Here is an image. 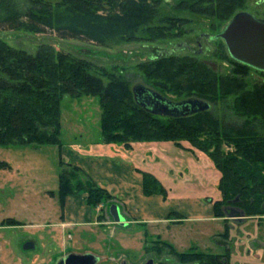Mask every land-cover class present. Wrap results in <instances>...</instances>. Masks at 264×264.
<instances>
[{"label":"rangeland","instance_id":"obj_1","mask_svg":"<svg viewBox=\"0 0 264 264\" xmlns=\"http://www.w3.org/2000/svg\"><path fill=\"white\" fill-rule=\"evenodd\" d=\"M194 1L159 0V19L153 24L154 28L159 29L152 31L153 27L144 28L133 40L120 39L98 45L78 39H60L51 31L35 34L6 31L0 27V41L6 47L32 54L42 47H50L55 55L65 60L68 68L78 65L80 68L76 71L89 72L105 83L113 77H119L127 81L131 88L142 84L172 101L197 96L179 84L177 79L172 80V76L176 75L179 80L187 82L188 73L195 74L193 71L174 66L166 69L156 62L161 54L166 58L165 52L170 50L175 51L172 56L176 58H197L214 72L218 80L227 77L244 80V91L252 92L257 86L264 87V72L240 68L229 58L222 40H202L203 52L196 57L189 54L185 46L177 48L187 43L198 51L196 41L201 34L215 38L229 22L217 19L209 21L193 14L191 7ZM259 1L243 0V7L237 12H249L264 19V1ZM164 18L180 21L160 23ZM74 72L72 76L77 77ZM206 78L199 75L195 82L207 87L209 82ZM235 93L217 100V104L209 102L211 108L220 116L231 114L227 109L240 101L237 97L240 92ZM248 100H243L241 104L248 102L252 107L264 109V93L251 95ZM113 110L114 107L111 108ZM117 111L120 112L119 109L113 111L116 116ZM103 112V104L98 96L64 95L61 146L0 147V264H59L62 257L70 254H92L97 258L96 264H145L151 259L155 264H177L176 258L170 256L166 248L160 249L162 257L157 256L161 246L152 243L158 240L179 253L196 249L203 254L227 255L229 264H264V214L248 217L238 223L236 219L243 210L235 207L233 212L227 213L231 215L228 218L215 217L213 204L221 200L219 184L222 175L209 154L193 147L187 139L178 138L179 146L172 140L131 141L128 145L131 147L109 145L116 146L118 150L131 151L133 146L141 144L140 151L138 146L129 155L140 169L156 178L166 191V197L158 195L160 204L151 203L139 208L141 216H144L145 207L157 217L165 216L164 212L167 214V211L170 215L180 212L190 217L189 220L177 225L160 221L158 225L116 224L108 213L111 202L107 203L104 198L96 208L100 214V226L83 225L67 229L63 235L59 233V228L48 227V222L58 221L57 218L63 214L59 200L60 162L76 166L70 163L79 161L75 160L78 155L74 158L75 151L97 153L102 149L105 144L101 128ZM231 116L236 118L234 114ZM162 122L166 123V120ZM198 138L207 144L209 137L204 134ZM222 150L225 154L233 155L236 148L224 144ZM63 169L72 172L68 167ZM95 169L93 165L92 174L95 178L106 177L105 168ZM123 175H120V182L114 186L116 189L123 186ZM84 195L88 198L86 191H81L77 197L81 199ZM163 200L166 201L163 203ZM111 201L121 209L120 202L115 199ZM72 208L77 209L76 205ZM212 213L214 219L210 218ZM90 214H93V220H97V212L92 210ZM8 220L16 223H9ZM30 242L36 245L25 248ZM146 245L150 246V253Z\"/></svg>","mask_w":264,"mask_h":264},{"label":"trees","instance_id":"obj_2","mask_svg":"<svg viewBox=\"0 0 264 264\" xmlns=\"http://www.w3.org/2000/svg\"><path fill=\"white\" fill-rule=\"evenodd\" d=\"M158 4L159 0H0V27L6 31L35 34L51 31L60 39L105 45L120 39L133 40L140 30L153 27L159 19ZM192 4L193 14L209 21L225 22L243 7V0H195ZM174 20L180 21L164 18L160 23L168 24ZM229 58L243 70H253L234 61L230 55ZM156 62L166 69L174 66L193 71L195 74L188 73L187 82L179 80L176 75L172 80L177 79L179 84L197 96L194 98L207 103L217 104V100L240 92L237 96L240 101L227 109L236 118L227 113L220 116L212 108L181 118L155 116L138 106L132 88L119 77L105 83L89 72L76 71L80 68L78 65L68 68L65 60L55 55L50 47H42L32 54L6 47L0 41V147L61 146L63 96L95 95L103 104L101 128L106 144L128 146L131 141L172 140L179 146L178 138L187 139L193 147L209 154L222 175L219 184L221 200L213 204L214 216L225 218L228 205L239 207L247 217L263 215L264 109L252 107L248 102L241 103L248 98L250 101L251 95L264 93V87L257 86L252 92L244 91V80L232 77L218 80L214 72L197 58L167 55L166 58L160 56ZM72 71L77 77L72 76ZM199 75L207 77V87L195 82ZM112 107L115 112L119 109V115H114ZM164 119L166 123L162 122ZM204 134L209 137L207 144L198 138ZM224 144L235 146L233 155L223 152ZM60 167L59 200L62 210L66 198L81 191L88 194L86 203L91 208L96 209L104 198L107 203L111 202L108 206L114 204L111 194L96 185L80 168L67 166L62 161ZM65 167L72 172H66ZM142 176L145 196L166 197V191L156 178L145 172ZM169 217L181 219L178 214ZM7 222L16 223L14 220ZM156 244L161 246L157 256L162 257L160 249L166 248L169 255L176 258L177 264H229L227 255L203 254L196 249L179 253L159 240L152 243ZM146 248L150 253V246Z\"/></svg>","mask_w":264,"mask_h":264},{"label":"crops","instance_id":"obj_3","mask_svg":"<svg viewBox=\"0 0 264 264\" xmlns=\"http://www.w3.org/2000/svg\"><path fill=\"white\" fill-rule=\"evenodd\" d=\"M138 146L140 147V151L142 149L141 144L133 146L131 151H125L124 149L118 150L116 146H111L105 143L103 144L102 149H100L97 153L94 151H90L88 153H78L75 151L74 158H77L78 155V158L75 160L79 161H70V163L76 165L82 171L84 170V172L96 185L107 190L116 201L121 203V212L126 219V223H135L138 225H158L159 223L157 222L160 221L161 223L168 222L177 225L182 224L185 220H189L190 217L181 214L180 212L175 214H178L181 219H178V217H168L170 215L168 214V211V216L164 212L165 216L160 215L161 217H157L154 213L146 210L145 207V213H142L144 216L140 215L139 212L143 206L150 205L151 203L152 205L155 203L160 204V197L158 195L147 197L143 193L142 173L145 171L140 169L134 159H132L129 155V153H134L136 149H138ZM93 165L96 167L95 170L98 168H105L106 177H101V179L95 178L92 174ZM120 175H123L121 181V185L123 186L116 189L114 186H117V183L120 182ZM122 195L123 197L119 199L118 197H121ZM77 196L78 195H70L66 198L63 214L57 218L58 221H53V223L48 222V227L59 228V233L63 235L67 229H76L83 225L100 226V221L98 219L100 214L98 210L87 205V196L84 195L81 199ZM165 201L166 200H163L162 202L164 203ZM74 205H76L77 209L72 208ZM137 205H140V207ZM92 210L97 212V220H93V214H90ZM210 218L214 219L213 213ZM64 238L65 237L63 236V240ZM30 243L34 246L36 245L34 242Z\"/></svg>","mask_w":264,"mask_h":264},{"label":"water","instance_id":"obj_4","mask_svg":"<svg viewBox=\"0 0 264 264\" xmlns=\"http://www.w3.org/2000/svg\"><path fill=\"white\" fill-rule=\"evenodd\" d=\"M260 0L259 2H263ZM224 41L230 57L239 63L249 66L257 71L264 72V19H260L249 12L235 14L222 32L216 36ZM135 102L147 113L167 118L187 117L199 112L208 111L211 105L200 99H190L181 102H173L164 95L142 84L132 87ZM238 201V198L236 199ZM238 223L247 220L244 211H240ZM108 213L114 223L126 224L118 204L110 205ZM226 213V212H225ZM229 214L226 213V218ZM28 243L25 248H33ZM97 258L92 254H70L59 264H96ZM145 264H155L151 259Z\"/></svg>","mask_w":264,"mask_h":264},{"label":"flooded vegetation","instance_id":"obj_5","mask_svg":"<svg viewBox=\"0 0 264 264\" xmlns=\"http://www.w3.org/2000/svg\"><path fill=\"white\" fill-rule=\"evenodd\" d=\"M202 40L215 41V40H221V39H217L216 37L214 38V36H210L209 34H201V36H200V37L197 39V41H196V45H197V47H198V51H196L195 49L191 48L187 43H183L182 45H178L177 48L180 47V46H185V47L187 48L189 54H191V55H193V56L196 57V56L202 54V52H203ZM222 41H223V40H222ZM223 42H224V41H223ZM174 52H175L174 50L166 51V52H165V55H172ZM160 56H162V54H161ZM148 88H149V87H148ZM152 90H153V89H152ZM154 91H155V90H154ZM165 97H166V96H165ZM190 99H196V98L192 97V98H188V99H185V100H190ZM169 100H170V99H169ZM185 100H182V101H185ZM171 101H172V100H171ZM173 102L178 103V102H181V101H173ZM234 209H235V208L230 207V205H228V206L225 208V211H226V213H229V212H231V211L233 212ZM65 257H66V256H65ZM65 257H62V258H61V261H62V259H64Z\"/></svg>","mask_w":264,"mask_h":264}]
</instances>
